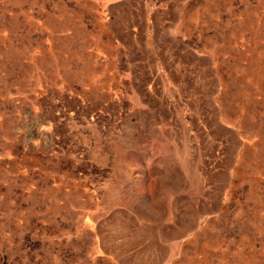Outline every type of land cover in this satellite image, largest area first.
Here are the masks:
<instances>
[{
	"label": "rangeland",
	"instance_id": "374dc122",
	"mask_svg": "<svg viewBox=\"0 0 264 264\" xmlns=\"http://www.w3.org/2000/svg\"><path fill=\"white\" fill-rule=\"evenodd\" d=\"M0 264H264V0H0Z\"/></svg>",
	"mask_w": 264,
	"mask_h": 264
}]
</instances>
